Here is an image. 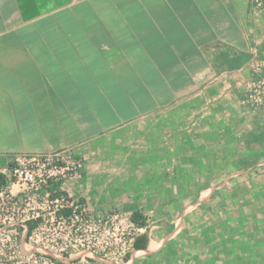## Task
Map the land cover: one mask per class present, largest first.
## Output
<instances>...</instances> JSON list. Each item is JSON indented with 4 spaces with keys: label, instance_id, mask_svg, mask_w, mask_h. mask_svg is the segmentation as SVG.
<instances>
[{
    "label": "crops",
    "instance_id": "0c3cea01",
    "mask_svg": "<svg viewBox=\"0 0 264 264\" xmlns=\"http://www.w3.org/2000/svg\"><path fill=\"white\" fill-rule=\"evenodd\" d=\"M254 62L264 15L249 0H0V173L23 151L65 147L86 171L97 150L95 178L115 188L203 199L225 182L227 133L264 136V112L246 101ZM90 181L69 193L87 201ZM165 237L142 233L123 264L156 257Z\"/></svg>",
    "mask_w": 264,
    "mask_h": 264
},
{
    "label": "rangeland",
    "instance_id": "374dc122",
    "mask_svg": "<svg viewBox=\"0 0 264 264\" xmlns=\"http://www.w3.org/2000/svg\"><path fill=\"white\" fill-rule=\"evenodd\" d=\"M225 139V182L203 199V188H115L106 177L95 178L106 173L95 167L105 163V155L92 150L82 173L91 179V198L83 201L97 213L136 211L143 221L148 218L144 233L151 231L157 242L166 236L156 257L141 253L135 259L146 262L137 264H264V136L237 129ZM108 140L100 139L98 147L104 150Z\"/></svg>",
    "mask_w": 264,
    "mask_h": 264
},
{
    "label": "built area",
    "instance_id": "2783aa9c",
    "mask_svg": "<svg viewBox=\"0 0 264 264\" xmlns=\"http://www.w3.org/2000/svg\"><path fill=\"white\" fill-rule=\"evenodd\" d=\"M264 15V0H249ZM246 101L264 112V65L254 62ZM84 159L72 147L23 151L0 180V264H123L135 251L139 224L118 210L97 213L69 193Z\"/></svg>",
    "mask_w": 264,
    "mask_h": 264
},
{
    "label": "trees",
    "instance_id": "16d2710c",
    "mask_svg": "<svg viewBox=\"0 0 264 264\" xmlns=\"http://www.w3.org/2000/svg\"><path fill=\"white\" fill-rule=\"evenodd\" d=\"M2 179V174H0V180ZM131 217H132V219L134 220V221H136L137 223H139V224H144V221H143V219H140L141 217H140V215H138V212H133L132 214H131Z\"/></svg>",
    "mask_w": 264,
    "mask_h": 264
}]
</instances>
